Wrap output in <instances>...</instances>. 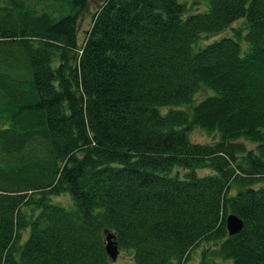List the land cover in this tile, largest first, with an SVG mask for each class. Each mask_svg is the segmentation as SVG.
<instances>
[{
	"label": "trees",
	"instance_id": "obj_1",
	"mask_svg": "<svg viewBox=\"0 0 264 264\" xmlns=\"http://www.w3.org/2000/svg\"><path fill=\"white\" fill-rule=\"evenodd\" d=\"M90 1L0 0V264H264V0Z\"/></svg>",
	"mask_w": 264,
	"mask_h": 264
},
{
	"label": "rangeland",
	"instance_id": "obj_2",
	"mask_svg": "<svg viewBox=\"0 0 264 264\" xmlns=\"http://www.w3.org/2000/svg\"><path fill=\"white\" fill-rule=\"evenodd\" d=\"M104 0H91L90 1V13H85L84 15L78 18L77 23V30L79 34V39L82 40L85 38L86 32L91 29L92 25V15L91 13H94L99 6L103 3ZM231 32L230 30H226L225 32L221 34L216 35H210L208 37L201 38L202 44H209L211 42H214L215 40L222 38L223 36L229 35ZM211 92L207 89H202L201 92L196 96V99L199 101L202 98L210 95ZM193 142L200 143V144H212L215 141L218 140V137H210L208 136L204 131L202 130H195L190 135ZM203 173H209L208 171ZM63 201L68 202L67 198H62ZM66 207V206H65ZM68 208V207H67ZM202 249H197L195 253L193 254V260L192 264H198L200 261ZM116 264H135V261L133 260L132 254L128 252H121L120 256L116 262Z\"/></svg>",
	"mask_w": 264,
	"mask_h": 264
},
{
	"label": "water",
	"instance_id": "obj_3",
	"mask_svg": "<svg viewBox=\"0 0 264 264\" xmlns=\"http://www.w3.org/2000/svg\"><path fill=\"white\" fill-rule=\"evenodd\" d=\"M226 227L230 236L238 235L244 228V222L237 215H230L226 219ZM106 251L113 263H116L119 256L120 250L116 241V236L110 232H106Z\"/></svg>",
	"mask_w": 264,
	"mask_h": 264
}]
</instances>
